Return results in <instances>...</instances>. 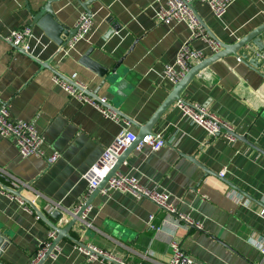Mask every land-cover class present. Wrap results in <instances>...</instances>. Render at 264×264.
<instances>
[{
  "label": "crops",
  "instance_id": "1",
  "mask_svg": "<svg viewBox=\"0 0 264 264\" xmlns=\"http://www.w3.org/2000/svg\"><path fill=\"white\" fill-rule=\"evenodd\" d=\"M88 1L0 0V101L9 106L13 120L27 121L43 134L45 157L56 152L61 157L51 166L44 157L22 158L15 140L0 137V187L10 188L14 178L30 184L23 194L37 195L33 205L61 228L70 217L64 215L56 221L49 208L58 204L57 210L75 212L86 195L82 176L122 131L137 136L140 127L152 119L176 86L163 80L164 67L175 63L192 34L183 22L170 26L157 23L155 14L165 0H97L89 5L92 33L69 55H58V45L34 24V15L50 3L60 22L75 28L86 12L81 4ZM193 7L208 34L226 44L236 43L264 24V0H236L223 19L216 18L205 3L196 2ZM27 26L35 35L30 42L32 55L3 40ZM190 43L207 57L213 56L208 43ZM90 50V58L105 68L112 69L122 61L114 84H104L105 78L80 62ZM257 51L251 45L237 57L218 59L193 78L181 99L203 104L232 124L235 134L247 135L264 152V63L254 67L249 64L253 58L238 61L244 55L255 57ZM257 56L264 60V53ZM40 62L50 66L43 67ZM54 70L66 78L77 74L90 91L98 90L100 98L119 110L122 115L116 114L122 121L115 122L94 106L71 100L53 83ZM175 103L153 130L164 136L165 147L157 152L149 148L134 151L118 172L137 177L146 189L169 191L177 209L203 230L185 227L176 215L166 213L150 199L101 189L91 204V227L87 232L73 229L69 236L126 264H168L174 241L198 264H264L261 251L248 243L251 237L264 236V217L260 215L264 209V153L238 138L230 144L223 135L210 137L182 117ZM192 158L219 176L226 170L225 177L207 175ZM32 212L0 195V228L11 237L2 264L34 263L40 247L48 241L52 228ZM152 216L159 231L149 226ZM70 237L60 240L56 257L45 264H108L87 261Z\"/></svg>",
  "mask_w": 264,
  "mask_h": 264
},
{
  "label": "built area",
  "instance_id": "2",
  "mask_svg": "<svg viewBox=\"0 0 264 264\" xmlns=\"http://www.w3.org/2000/svg\"><path fill=\"white\" fill-rule=\"evenodd\" d=\"M236 0H165V4L156 12L155 19L157 23L170 26L174 23H185L189 26L192 34L189 41L202 40L208 43L212 55L218 54L222 49L221 44L212 39L199 18L197 13L191 7L196 2H202L210 6L214 16L218 19H223L231 5ZM94 21L91 15L87 12H83L75 26L78 28V33L72 37L71 41L63 46H59L58 55L67 56L75 49L76 44L82 40H86L93 31ZM35 39L33 29L31 26L24 27L22 29H16L3 37V40L12 48H19L25 53L32 55L33 50L30 46V42ZM41 40L37 39V43ZM190 42H185L178 52L174 64L165 65L162 78L163 80L170 81L172 84L177 85L182 82L185 75L192 69L193 66L200 65L205 60L207 55L203 50H195L191 47ZM238 61L241 62V58L238 57ZM53 83L61 87L71 100L79 101L82 104L92 105L97 108L106 118L112 119L115 122H121L116 112L106 107L108 101L105 98L98 97L96 100L93 96L89 95L91 92L84 83L78 79L77 74H72L71 78H63L57 74L53 76ZM176 109L180 112L182 117H185L193 125L203 128L207 135L210 137H217L219 134L223 135L227 142L230 144L236 143L238 140L235 137V130L232 124L217 116L211 112L203 104L191 103L186 100H180L175 103ZM0 137L11 138L16 141L19 155L22 158L28 157H44L49 166L54 165L61 157L59 153H54L49 157H45L43 145L45 139L42 133L29 122L23 120H13L11 118L10 108L7 104L0 101ZM137 139L136 135L130 131H122L111 144L102 153V157L90 168V170L82 176V179L87 183L86 195L83 200L76 206L75 212H78L82 206L93 195V192L111 176V172L114 169L118 159L129 148V146ZM167 141L161 134L152 133L147 136L138 144L135 151L142 152L145 148H149L151 152H157L165 147ZM226 170H222L220 177H225ZM10 190L15 192L21 191V196H17L9 192L7 189L0 187V195H6L11 200L16 201L19 205L24 207L28 213H33L32 208L27 203L30 201L32 205L35 200L38 199L37 195L33 198L25 196L23 192L30 189V184L18 181L15 178L12 179ZM112 191H120L132 193L138 199L147 198L154 202L159 208L163 209L166 213L176 215L178 221L185 224V227H196L199 230L203 228L196 224L188 214H184L177 209L174 204L173 195L169 191L162 189H146L142 186L140 180L135 176H126L119 172L111 176L103 192L110 193ZM177 199H175L176 201ZM241 200V199H240ZM60 205L51 206L48 210L50 214L55 213ZM92 213L91 205L85 209L82 215V222L85 228L91 227L88 219ZM260 215L264 217V209L260 212ZM40 216L37 217V220ZM154 217L149 220L150 228H155L152 223ZM58 233L53 230L49 234L48 241L44 242L40 247L35 263L39 262L47 253L52 243L57 239ZM248 243L256 247L261 251L264 258V236L258 238H249ZM173 255L168 264H198L195 260L182 249L181 245L177 242H172ZM76 247L85 255L87 261L95 262H107L108 264H126L116 256H112L100 248L93 245L77 244ZM58 250V249H57ZM55 258L56 255L51 256ZM264 260V259H263Z\"/></svg>",
  "mask_w": 264,
  "mask_h": 264
},
{
  "label": "water",
  "instance_id": "3",
  "mask_svg": "<svg viewBox=\"0 0 264 264\" xmlns=\"http://www.w3.org/2000/svg\"><path fill=\"white\" fill-rule=\"evenodd\" d=\"M94 1H97V0H89L88 2L81 4L83 9H85V11L91 16H92V11L89 9V5L92 4ZM191 7L194 9L193 6H191ZM194 11H195V9H194ZM199 20L204 25V23L201 21L200 18H199ZM33 22L39 28H41L45 32V35L52 42H55L58 45V47L63 46L65 44H67L68 42H70L72 37H74L78 33V28H68L60 22L55 11L52 9L50 3H48L46 7L41 8V9H39L38 12H36V14L34 15V18H33ZM113 29L109 32V34L110 33L112 34L114 32ZM207 30L209 32L208 28H207ZM209 34L213 39H215L211 33H209ZM262 36L264 37V24L259 26L256 29H254L253 32L249 33L245 37L237 40L236 43H234V44L222 43L221 41L215 39L218 43L221 44L222 49L218 52V54H215V55L208 57L205 60H203L202 63H200V65L193 66L192 69L182 79V82H180L179 84H177L174 87L173 91L169 94V96L167 97V100L164 102V104L161 106V108L152 116V119L144 127H140V133L136 136L137 139L129 146V148L118 159V162L116 163L114 169L111 172V176L115 175V173L119 171L121 166L128 160L130 154H132L135 151L138 144L147 136V134L153 133L154 127L160 121L161 117L165 114V112L175 102L182 100L181 95L183 94V91L188 87V85L193 81V78H195L200 73L201 70L207 68L212 63L217 62L218 59L224 58L226 56L234 55L237 57L240 55V52L242 50L249 48L251 45L256 46V48L258 50L257 53L255 54V57L254 56L250 57L248 55H244L243 56L244 59L241 57H239V58H241L242 61H247V62L250 61V58H253V59H251L252 61L249 64L254 66V67L262 65L264 63V60L261 59V56H257V54L261 55V53H264V42L262 41ZM91 53H92V50H90V52H88L85 56H83L81 58L80 62L83 65L87 66L88 68H91L92 70H94L99 76L105 78L104 84H106V83L114 84V82H113L114 78L118 74H120L119 71L121 70V65H123L122 61H119L117 63V65L115 67H113L112 69H110V68L108 69V68H105L102 65L98 64L94 60H92L90 58ZM40 65L43 67H49L50 66L48 63H42V62H40ZM54 71L57 75L63 77L56 70H54ZM63 78H66V77H63ZM101 87H103V86H101ZM98 92H99L98 90L91 91V92H89V95L93 96L96 100H98V97H99ZM110 92L113 93V90ZM106 107L109 109H112V110L116 109L117 110L116 113H118L119 115H122L114 105L108 103L106 105ZM113 111L115 112V110H113ZM220 135L221 134H219L218 136H220ZM235 137L246 142L251 148L258 150L260 152H263L261 149L256 147L248 139L247 135L242 136V135L235 134ZM192 160L196 164H198L200 167H202L196 161L195 158H192ZM202 168L207 173V175L212 174V175L220 178V176L217 173L210 171L206 167H202ZM111 176L108 179H106L97 188V190L95 192H93V195L89 198V200L82 206V208L78 212H64V211L57 210V211H55V213H53L52 216L56 221L61 220L64 217V215H67L70 217L71 220L63 228L57 227L54 224H52L43 212H41L40 210L38 211L36 209V207L34 205H32V203L30 201H27V203L34 210V212H36L37 215L40 216V218H42L45 222H47L50 225V227L52 228V230H55L58 233L57 239L52 243V246L49 248L46 255L39 262H36V263L34 262L32 264H45L47 262V260H49V258H51V256L57 250L58 243L60 242V240L63 237H70L69 233L73 229H77L76 231H79V232H87V229L85 228V226L83 225V222H82V215L85 212V209L88 208L92 204L94 196H96L98 193H100L99 191L101 189H104L106 187ZM204 179H203V181H204ZM223 180L226 181L224 178H223ZM3 188L7 189L9 192H11L14 195H17L19 197L21 196V194H20L21 191L15 192V191L10 190L8 187H5V186H3ZM191 229L192 230L196 229V227L192 226ZM70 238H71V240H73L75 242V244L76 243L81 244V242L78 241V237H76V238L70 237ZM10 245H11L10 235L7 232L2 231V229L0 228V260L2 259L3 255L9 251L8 249H9ZM0 264H2V263L0 262Z\"/></svg>",
  "mask_w": 264,
  "mask_h": 264
}]
</instances>
